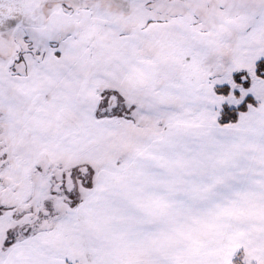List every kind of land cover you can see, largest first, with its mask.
Here are the masks:
<instances>
[{
  "label": "snow or ice",
  "instance_id": "1",
  "mask_svg": "<svg viewBox=\"0 0 264 264\" xmlns=\"http://www.w3.org/2000/svg\"><path fill=\"white\" fill-rule=\"evenodd\" d=\"M0 264H264V0H0Z\"/></svg>",
  "mask_w": 264,
  "mask_h": 264
}]
</instances>
